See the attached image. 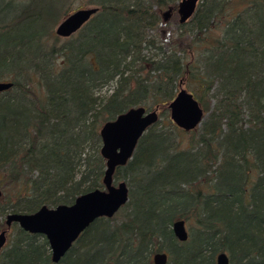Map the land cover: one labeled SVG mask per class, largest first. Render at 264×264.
Segmentation results:
<instances>
[{"label":"trees","instance_id":"trees-1","mask_svg":"<svg viewBox=\"0 0 264 264\" xmlns=\"http://www.w3.org/2000/svg\"><path fill=\"white\" fill-rule=\"evenodd\" d=\"M178 1L91 0L98 11L61 44L54 21L25 23L51 6L0 0V81L12 82L0 92V230L8 213L103 187L105 121L138 105L165 115L180 82L206 109L187 144L170 120L145 131L114 174L128 202L58 263L43 235L13 223L0 264H152L162 251L167 264H215L219 252L264 264V0H199L185 23L161 18ZM110 82L107 96L94 94ZM178 219L190 222L183 242Z\"/></svg>","mask_w":264,"mask_h":264},{"label":"water","instance_id":"water-1","mask_svg":"<svg viewBox=\"0 0 264 264\" xmlns=\"http://www.w3.org/2000/svg\"><path fill=\"white\" fill-rule=\"evenodd\" d=\"M198 3L199 0H179L177 3L179 23H185L192 17ZM98 9L97 6H93L75 10L57 25L55 34L69 37L80 29ZM168 11L164 13L165 20ZM11 87L12 82L0 81V92ZM160 108L163 107L156 106L148 109L143 105L132 106L113 119L102 123L99 127L101 139L99 154L105 164L101 179L103 187L77 195L71 204H58L53 207L42 205L30 213H8L4 220L5 226L0 230V252L7 243L12 224L16 223L28 233L43 235L49 245L51 261L58 263L80 233L94 220L100 217H113L129 199L128 184L124 180H114L115 170L127 164L141 136L160 120ZM165 108L173 125L184 132L196 130L205 117L202 104L192 92L182 87V82L179 83L178 91ZM172 231L177 240L181 242L187 240L188 231L183 219L173 222ZM167 262L168 253L165 251L152 255V264H167ZM215 264H229L227 253L219 252L215 258Z\"/></svg>","mask_w":264,"mask_h":264},{"label":"rangeland","instance_id":"rangeland-1","mask_svg":"<svg viewBox=\"0 0 264 264\" xmlns=\"http://www.w3.org/2000/svg\"><path fill=\"white\" fill-rule=\"evenodd\" d=\"M16 1H21V2L25 1V3L28 2V0H16ZM36 1L43 2L42 4L44 5V7H46V5L48 6L47 8H49V6H51V7H50V9H48V11L46 13H44L42 15V17L38 21H36L35 17L32 15L25 20V23L28 24L29 26L31 24H34L33 25L34 27H36L40 24L42 26L43 30H46L48 27H50L51 23L54 21L51 25V29L53 30L54 33H55V29H56L57 25L70 13H72L78 9L90 8V7L95 6L93 3H91V0H36ZM168 9H170V8H166V9L162 10L161 12H159L161 18L164 19V13H166V11H168ZM13 11H14V8L10 9L9 15H11L13 13ZM168 12L169 13H168V16L166 17V20L171 21V23H174L175 21L179 22V15H178L177 11L176 12L168 11ZM5 14H7V12ZM24 25L25 24L22 23L21 26L23 27ZM169 29H170L171 33H173L175 30V25L170 24ZM15 31H16L15 34L19 35L21 33L30 32V29L27 27V28L21 29V30L15 29ZM74 34H76V32L73 33L72 35H74ZM72 35H70V36H72ZM58 37H60L59 43H61V44H63L65 42V40H67V38H69V37H61V36H58ZM48 42L50 43L51 40H49ZM114 84H115L114 82H110L109 84L104 85V86L100 87L99 89L95 90L94 94L102 96V97L107 96L111 92ZM182 87L186 88V86L184 84H182ZM178 89H179V86H178ZM178 89H177V91H178ZM207 103H208V109L211 110L212 105H213L212 101L207 102ZM202 106H203V104H202ZM203 108H204V106H203ZM204 112L206 115V109H204ZM159 114H160V110H159ZM168 120H170L168 111L166 112L165 115H160V121L163 122L164 124H166V121H168ZM201 126L202 125H200L196 130H194V133L183 132V134L178 136V137L183 142H186V144H187L189 139H195L198 136V131L201 129ZM0 189L2 190L1 187H0ZM185 223H186V228L188 230L190 222L185 221ZM151 261H152V257H151Z\"/></svg>","mask_w":264,"mask_h":264},{"label":"flooded vegetation","instance_id":"flooded-vegetation-1","mask_svg":"<svg viewBox=\"0 0 264 264\" xmlns=\"http://www.w3.org/2000/svg\"><path fill=\"white\" fill-rule=\"evenodd\" d=\"M132 156H133V155H132ZM115 171H116V170H115ZM114 174H115V173H114ZM114 180H115V181H122V180H116L115 177H114ZM128 200H129V199H128ZM127 202H128V201H127ZM120 209H121V208H120ZM120 209H119V210H120ZM111 218H112V217H111ZM80 235H81V233H80ZM80 235H79V236H80ZM79 236H78V237H79ZM78 237H77V239H78ZM77 239H76V240H77ZM76 240H75V241H76ZM75 241H74V242H75ZM74 242H73V244H74ZM73 244H72V245H73ZM72 245H71V246H72ZM70 248H71V247H70Z\"/></svg>","mask_w":264,"mask_h":264},{"label":"bare ground","instance_id":"bare-ground-1","mask_svg":"<svg viewBox=\"0 0 264 264\" xmlns=\"http://www.w3.org/2000/svg\"><path fill=\"white\" fill-rule=\"evenodd\" d=\"M82 26H83V25H82ZM82 26H81V27H82ZM81 27H80V28H81ZM78 30H79V29H78ZM78 30H77V31H78ZM77 31H76V32H77ZM74 33H75V32H74Z\"/></svg>","mask_w":264,"mask_h":264}]
</instances>
